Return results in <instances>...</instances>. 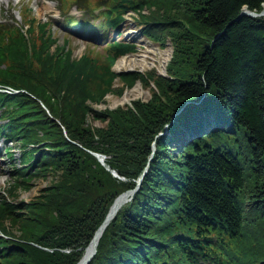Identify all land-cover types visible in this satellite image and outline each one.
<instances>
[{
	"label": "trees",
	"instance_id": "obj_1",
	"mask_svg": "<svg viewBox=\"0 0 264 264\" xmlns=\"http://www.w3.org/2000/svg\"><path fill=\"white\" fill-rule=\"evenodd\" d=\"M74 2L83 16L64 23L96 26L105 62L74 58L48 22L0 18V88L16 90H0V135L19 154L0 192V264H75L114 198L136 185L87 264H264V14L241 13L264 0ZM128 10L143 35L171 42L168 74L149 75L148 101L93 109L117 76L146 79L112 68L134 46L108 35ZM91 113L104 126L91 127Z\"/></svg>",
	"mask_w": 264,
	"mask_h": 264
},
{
	"label": "rangeland",
	"instance_id": "obj_2",
	"mask_svg": "<svg viewBox=\"0 0 264 264\" xmlns=\"http://www.w3.org/2000/svg\"><path fill=\"white\" fill-rule=\"evenodd\" d=\"M27 9L31 10L28 11ZM93 9L92 13L97 14L99 9ZM83 13V10L77 8L74 0H1L0 2V18L6 22L24 24L30 17H34L41 22H48L57 42L59 44L66 42L74 58H79L87 53L99 59L100 62H105V56L108 52L105 41H102L105 37L91 36L92 34H98L96 26L86 28L81 27L80 24L69 26L64 23L65 15L81 18ZM134 15L130 10L124 12L122 15L123 19L119 24L121 33L119 35L115 32L108 34L117 40H124L134 44L131 51L117 57L112 68L116 72H139L144 74L146 79L141 80L138 78L131 85H127L121 77L117 76L113 81L114 90L108 92L104 96L103 101L88 102L93 109L124 108L131 106L135 100L148 101L151 96V90L154 89L153 81L151 78V80L149 79V75L167 76L168 74L167 66L172 57L171 42L166 38L162 43H159L143 35L139 31L141 26L131 19ZM90 20H93L94 23L98 22L96 18ZM121 57H124L127 63L124 67L117 68L116 63ZM125 94L128 95V99L123 101L122 98ZM55 122L59 124L56 119ZM87 122L91 127L104 126L105 124V121L92 117V113L88 115ZM1 123H3V120L0 118ZM7 153L10 155L8 156ZM93 155L96 158H105L100 153L93 152ZM18 157L19 154L15 145L9 141V138L0 135V192L10 186L13 177L12 171L14 166L18 165ZM111 173L114 175L116 172L111 170ZM115 176H117V173ZM50 178V175L45 177L38 176L31 179L28 184H21L14 190L16 199L25 201L31 199L47 184Z\"/></svg>",
	"mask_w": 264,
	"mask_h": 264
},
{
	"label": "bare ground",
	"instance_id": "obj_3",
	"mask_svg": "<svg viewBox=\"0 0 264 264\" xmlns=\"http://www.w3.org/2000/svg\"><path fill=\"white\" fill-rule=\"evenodd\" d=\"M0 2H1V0H0ZM260 11H262V12H264V2L262 3V8H261V10ZM260 15H263V14H260ZM126 60H125V58L124 57H121V58H119L118 59V61H117V63H116V66H117V68L118 67H124V65H126ZM128 99V95L127 94H125L124 96H123V98H122V100L123 101H125V100H127ZM185 140H187V139H185ZM98 158V157H97ZM102 158V157H101ZM103 161H104V159H103ZM132 189H134V188H132ZM128 190V189H127ZM131 190V189H130ZM135 191V190H134ZM120 194V193H119ZM117 195L114 199H115V201L113 202V204H112V206H111V208L109 209V213H108V220L107 221H109L110 219H111V217L116 213V211L118 210V208L121 206V205H123L125 202H127L128 200H130V198H131V195L132 194H130L128 191H123L120 195ZM125 199H127L126 201H125ZM104 220V219H103ZM102 220V221H103ZM102 223V222H101ZM100 223V224H101ZM100 224H99V226H100ZM107 225V224H106ZM105 225V226H106ZM98 228V227H97ZM96 228V229H97ZM105 228V227H104ZM103 226L100 228V229H98V231L95 233V235L93 234V236H92V238L90 239V241H89V243H88V245L85 247L86 249H84V258L86 257V256H88L91 252H92V250H93V247H94V243L97 241L98 242V239H99V237H100V235H101V233H102V231H103ZM96 231V230H95Z\"/></svg>",
	"mask_w": 264,
	"mask_h": 264
},
{
	"label": "water",
	"instance_id": "obj_4",
	"mask_svg": "<svg viewBox=\"0 0 264 264\" xmlns=\"http://www.w3.org/2000/svg\"><path fill=\"white\" fill-rule=\"evenodd\" d=\"M241 13H243V14H247V15H249V16H256V15H260V14H264V12H262V11H250V10H246V9H244V10H242V12ZM95 154V153H94ZM98 160L102 163V164H104V161H103V159L102 158H98ZM114 175H116V173H114ZM137 188V185H136V187L134 188V189H128V190H125V191H128L130 194H132L133 192H134V190ZM122 193V192H121ZM120 193V194H121ZM119 194V195H120ZM116 199V198H115ZM115 199H114V201H115ZM127 199H125V201H126ZM113 201V202H114ZM113 202H112V204H113ZM112 204L110 205V207H109V209L111 208V206H112ZM109 209H108V212L106 213V215H105V217H104V220L102 221V223L100 224V226H98V228L96 229V231L94 232V235H95V233L98 231V229H100L102 226H103V228L105 227V225L109 222V221H107L108 220V213H109ZM114 216V215H113ZM112 216V217H113ZM111 217V218H112ZM94 237V236H93ZM93 239V238H92ZM96 245H97V241L94 243V247H93V250H92V252L88 255V256H86L85 258H84V252H83V254H82V256L80 257V259L75 263V264H87L90 260H91V258H92V256L94 255V253H95V251H96ZM86 249V248H85Z\"/></svg>",
	"mask_w": 264,
	"mask_h": 264
}]
</instances>
